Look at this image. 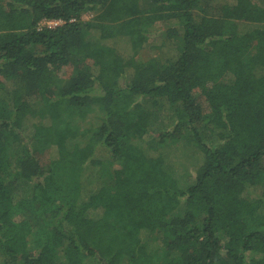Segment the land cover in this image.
I'll use <instances>...</instances> for the list:
<instances>
[{
    "label": "trees",
    "instance_id": "16d2710c",
    "mask_svg": "<svg viewBox=\"0 0 264 264\" xmlns=\"http://www.w3.org/2000/svg\"><path fill=\"white\" fill-rule=\"evenodd\" d=\"M0 264H264V0H0Z\"/></svg>",
    "mask_w": 264,
    "mask_h": 264
},
{
    "label": "rangeland",
    "instance_id": "374dc122",
    "mask_svg": "<svg viewBox=\"0 0 264 264\" xmlns=\"http://www.w3.org/2000/svg\"><path fill=\"white\" fill-rule=\"evenodd\" d=\"M140 2L141 3H143L144 2V0H140ZM201 8H205L206 10H210L211 9V7H209V6H205L204 4L202 5V7ZM84 18H86V19H88V18H90L91 17V14L90 13H88V14H85L84 16H83ZM58 24H60V21H57V20H45V19H43V20H41L40 22H39V26H42V25H45V26H55V25H58ZM146 48V47H145ZM144 55L145 54V50H143L141 53H140V55ZM66 73H65V70H63V69H61V71H60V76H64ZM197 94H198V92H197ZM196 94V95H197ZM198 98V101L200 102V104L202 105V107H203V109H204V111H206V107H205V102H204V100H203V98L201 97V96H198L197 97ZM28 100H30L33 104H34V107L36 108V110H38L39 109V107H40V101L39 100H37V99H35V98H28ZM89 118L90 117H87V118H85L86 119V121H85V125L86 126H88V128L90 127V126H92L93 127V123H89L88 122V120H89ZM82 124V123H81ZM95 125V124H94ZM108 156H105V158H107ZM183 161V160H182ZM113 165H111V166H109L110 168L112 167ZM191 168V167H190Z\"/></svg>",
    "mask_w": 264,
    "mask_h": 264
}]
</instances>
